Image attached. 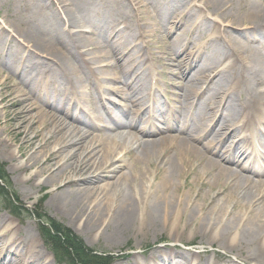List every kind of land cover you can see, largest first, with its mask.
Segmentation results:
<instances>
[{"label":"bare ground","instance_id":"obj_1","mask_svg":"<svg viewBox=\"0 0 264 264\" xmlns=\"http://www.w3.org/2000/svg\"><path fill=\"white\" fill-rule=\"evenodd\" d=\"M171 2V6H163L158 0H139L138 3L147 16L157 12L169 17L173 30L174 27L180 28L183 19L176 12L178 4L184 2L189 5L190 0ZM58 3V9L49 13L48 4L43 0H34L30 6L27 5V13L19 22L7 19L5 22L8 24L2 26L1 23L0 29L1 52L5 45L2 33L13 26L10 33L17 40L11 37L7 47L16 55L10 53L3 63L10 76L22 72L24 81V84L15 82L12 90H5L3 83L0 85L2 108L6 106L3 102L10 98L14 110L11 114L14 135L8 140L15 141L18 153L27 157L24 168L35 169L32 177L46 176L44 182L52 187L51 204L75 221L84 217L82 229H100L106 224L102 229L104 233L108 232V226L113 225L117 235L118 230L135 223L142 229L157 227L161 221L165 228L173 226L180 222V218L191 217L194 211L190 207L191 200L195 196L193 201H200L202 197V205L197 204L202 206L201 211L214 205L201 223L206 237L212 233L209 245L212 247L217 243L242 262L264 264V154L260 153L264 151L258 149V146L263 147L264 141L258 136L237 135L244 127L264 125V0H203L200 7L205 17L210 15L212 19L200 23L190 21L188 28L181 30L174 39L186 46L191 28L207 30L211 36L216 23L223 27L205 46L198 48L193 58L200 67L184 86L188 93L199 99L195 109L192 110L180 93H173L171 104L161 106L155 96H149L146 101H152L151 105L148 108L140 105L137 112L128 106L139 104L138 98L158 86L157 80L150 82L151 78L147 79L145 73L135 75L129 60H122L126 52L136 56L133 58L136 66L142 63L143 58L138 53L139 44L125 34L127 24L123 10L127 4L123 0H58ZM90 15L101 16L106 32L97 34L91 44L96 52L92 58H85L83 49L88 42L84 28L91 31ZM0 18L3 21L6 19L1 15ZM147 19L150 17L145 21ZM114 33L125 36L128 42L124 45L110 44V37L106 38L105 34L110 36ZM143 33L144 30H139L140 35ZM18 40L27 47L23 56L17 47ZM184 46L171 44L165 47L163 52L167 58L163 60L180 53ZM68 47L71 50L65 52ZM39 55L47 58L49 63L38 58ZM99 60L104 63L97 66ZM187 60H181L176 69L182 70L188 64ZM223 63H228L227 67L219 69ZM205 70L215 72L210 80ZM167 72L176 73L172 67ZM157 74L160 76V73ZM43 77L50 78L57 85L45 86L42 84ZM8 78L6 75L5 80ZM208 80L211 85L207 89L210 90L204 99L202 86ZM107 81L116 82L111 86L123 94L120 96L123 101H129V105L120 104L112 114L110 111L105 113V120L97 103L89 109L84 107V103H90L91 99L86 92L88 84L96 83L95 91L100 98ZM121 82L131 84L133 91L139 95H127ZM28 85L37 94L34 99L29 91L24 90ZM114 88L111 90L114 91ZM220 105L225 107V111L221 112L218 120L225 132L215 134L212 142L220 146L226 137L237 139L224 149L227 160H217L208 155V152L215 153L210 152L208 147L196 145L194 138H198L190 132L185 137L179 133L165 134L169 124H175L177 129L180 125L187 128L190 121L204 129L210 128ZM86 111L87 116L89 112V120ZM145 111L147 118L139 115ZM90 119L96 122L90 123ZM158 133L164 134L155 138ZM102 136L107 143L99 151L101 156L95 159L94 149L96 144L99 145L96 138ZM248 139H251V152L255 154L253 167L238 166L236 153L251 157V152L242 149ZM3 141L0 138V143ZM11 156L15 157L13 152ZM127 159H130V175L124 172ZM198 163L200 169L197 172ZM213 171L217 173L212 181L200 179ZM191 176L198 178L195 180L197 192L193 184L188 183ZM220 177H225V180L218 179ZM138 180L140 191L136 183ZM206 188L208 194L203 197L202 191ZM224 193H228L230 202L218 212L225 198L216 197ZM231 205L238 208L234 214L229 211ZM194 217L196 220L197 217ZM204 221L215 223L208 227ZM13 246L23 250L24 262L20 260V264H51L42 260L46 250H36L38 239L35 237L15 235L11 238L10 247ZM246 246L247 251L243 249ZM10 250L5 247L1 264H5ZM228 256L225 255L223 260L229 262ZM161 258L162 262L172 264L168 255L164 254ZM184 261L187 262L185 258ZM197 264L209 263L201 258Z\"/></svg>","mask_w":264,"mask_h":264},{"label":"rangeland","instance_id":"obj_2","mask_svg":"<svg viewBox=\"0 0 264 264\" xmlns=\"http://www.w3.org/2000/svg\"><path fill=\"white\" fill-rule=\"evenodd\" d=\"M33 1L34 0H0V15L2 17H6L4 21L2 18H0V29L1 23L3 24L2 26H6L5 23L8 24V22H5L7 21V19L19 22V19L23 18L27 13V9L29 8L27 7V5L30 6ZM43 1L48 4L49 13L50 11L55 10V8L57 10L59 7L58 0ZM123 1L127 4V6L124 5L125 10H123V12H125L123 14L124 21L126 22L125 24H127L125 34H128L130 38H134V42L139 44L138 53H140L143 58L141 60L142 63L136 66L137 62H134L133 60V58H136V56L132 52H126L122 60L123 62L127 59L129 60L128 64L132 66L134 72H136L135 75H142V73H145L147 79L151 78L149 80L150 82L154 83V80H157L156 84L158 86L156 89H152L151 92H148V94H144L142 97L138 98L140 101L139 104L133 105L132 107L128 106V108L135 112H137L140 105L146 106L148 108L149 103L146 101V98H148L149 96H155L156 102H158L161 106L171 104L173 93H180V96H182V98L184 97L185 102L188 103L192 110L195 109L196 103L197 101H199V99L197 100V97L195 95L188 93L185 90L186 88L184 86L189 78L200 67L199 62L195 61V59L193 58L197 55L196 52L198 51V48L205 46L206 43L212 37L217 35V33H219V30H222L223 27L221 28L220 24L216 23L213 27L214 32L211 36L208 35L207 30L201 29V31H199L193 27L189 32L187 44L186 46H184L183 43L174 41V39L181 30L188 28V24L190 23V21L200 23L203 20H209L210 18L212 19L210 15H206L205 17L202 7H200L203 4V0H190L189 5L184 4V2L178 4L179 6L178 8H176V12L180 13L183 19L181 22L182 24L179 25L180 28L174 27L173 30L170 26L172 24H170L171 20L169 19V17L161 16L157 12L156 14L151 12L147 16V14L144 13L143 6L138 3L139 0ZM158 2L162 3L163 6H171V4L173 5V2H171V0H158ZM143 4L145 5L146 2H144ZM198 5L199 7L197 8ZM148 17H150V19H147V21H145V18ZM89 21L92 23V26L90 28L91 31H87V27L84 28V32L86 33V41L88 42V45L83 49L85 58H92V56L95 54V47L91 44L94 42L93 40L96 38L97 34H104L106 32V30L104 29L105 24L101 16L90 15ZM12 28L13 26L10 30H12ZM10 30L5 29V32L2 33V41L5 42V45H3L0 52V69L2 70V74L0 76V85L3 83L2 86L5 87V90H12L13 87H15V82L24 84V81L21 77L22 72H19L16 76H10L9 71L6 68V64L3 63L5 57H8L10 53L13 56L16 55L15 51L11 52V48L7 47L8 40L14 36L10 33ZM139 30H144L145 33L140 35ZM234 30L239 31L238 28H234ZM105 36L106 38L110 37L108 39V42L110 41V44L116 43L124 45L128 42V38H126L125 36H120L118 35V33L111 34L110 36L105 34ZM14 39L17 40L15 36ZM18 43L17 47L20 49L19 52L21 53V56H23L25 53L24 51L27 49V47L22 42H19V40ZM171 44H177L181 47L184 46V48L183 50H181L182 48L179 50L181 51L180 53L172 57H168L167 60H163V58H167V55H165V52L163 51H165V47H169V45ZM70 50L71 48L68 47L65 49V52ZM103 50L105 51V49ZM18 57L20 56H17V58ZM35 57L37 58L38 56ZM38 58H43L45 63H49V60L47 58H44L43 56H40ZM185 59H188V64H186L182 70L178 71L176 68L178 67L179 63L183 62V60ZM6 62L9 61L7 60ZM101 62L102 61L99 60L96 65L99 66L104 63ZM227 65L228 63H223L220 65L219 69L225 68L227 67ZM38 67L41 70H44V68L40 66ZM171 67L176 73L170 74L169 72H167L169 69H171ZM151 71H153V75H151L152 73H149ZM157 73H160V76ZM210 73V71L209 73L208 71L205 72V74L210 75L209 80L213 77L215 72L211 74ZM6 75L9 76L7 80H5ZM45 76H49V74H45ZM209 80L202 86V91H204L202 95L204 99L207 98V94L210 90L209 88L207 89V86L209 87L211 85V82L209 83ZM115 83L116 82L114 81L105 82V88L104 91L100 93V98L98 97L99 94L95 91L94 86H97L96 83H92L90 85L88 84V86H86V92L87 95L91 96V99L90 103H84V107L89 109L95 107L97 103L99 112H101L103 118L106 120V117L104 116L105 113L110 111V114H112V111H116V107L120 106V104H123L124 106L125 104L126 106L129 105V101H127L126 99H124L123 101V98L120 96L123 94L119 93L116 90L117 88L111 86ZM148 83L149 82H147V84ZM42 84H44L45 86L47 85L48 87L57 85L47 77L42 78ZM121 84L123 85L122 88L125 90L124 92L128 93L127 95L131 97L139 95L138 92L133 91L131 84L127 82H121ZM20 87L21 89L23 88L22 86ZM111 88H114V91L111 90ZM262 89H264V87H262ZM5 90H3L2 92H4ZM24 90L29 91V93L32 94V99L37 96L36 93H33L30 85L24 87ZM210 102L212 103L213 100H211ZM3 103L6 106L3 109L2 104H0V138L4 140L0 143V172H2L6 178L8 187L6 189L8 191V195H0V264L1 260H4L5 247L7 249H11L10 253L7 254L5 264H20L18 263L20 262V260L22 261L21 263L24 262V260H22L23 250L16 249L15 246L10 247L11 238L15 237V235H19L21 238L35 237L36 239H38V246L36 247V250H46L47 252L42 259L43 261L50 262L51 264H66L55 260L57 259L56 254L52 253L44 244L40 234V226L38 223L37 214H45L48 218H50V220L55 221L63 228L69 230L73 235L80 238L87 248L95 250L101 256H104L108 259L110 258V262L108 264H166L162 262L161 258V256L164 254L170 257V263L172 264H197L198 262H200L201 258L207 260L209 264H255V262H242L241 260L237 259L234 254L228 253L227 249L219 247L217 243H214L212 247L209 245V238L212 233L209 234L208 237H206L205 233L202 231L201 223L202 220L205 219V217L208 215V213L212 211V207L214 205L211 204L201 211L202 206L198 207V205H202V197L201 200L199 198L200 201H193V199H195V196L191 200L190 207L191 209H194L191 217H189L188 219L180 218V222L178 221V223L174 224L173 226H169L168 228H165L163 225V221H161L158 223L157 227L154 226L148 229H142L140 225H137L135 223L134 225L132 224L126 229L118 230L116 232L118 233L117 235L115 234V227L113 225L111 227L108 226V232L104 233L102 232V229L103 227H106V224H101V230L97 228L91 230H87L85 228L82 229L81 224L84 220V217L79 221H75L74 218L51 204L50 198L52 187L51 184L44 182V178L46 176L39 175L40 177L38 176L37 178L32 177L34 176L35 169L24 168L27 157H25L22 153H18L17 144L15 141L11 142L8 140L14 135L11 126V124L13 123L11 114L14 112V110L10 105V98H8ZM3 111L5 112L4 115ZM224 111L225 107L223 105H220L217 112L215 109L216 117H214V122L212 123V126H210V128L204 129L197 124H194L195 122L190 121L187 125V128H183V125H180V128L177 129V126L176 128H174L175 124H169L167 128L168 132H165V134L175 135L176 133H179L180 136L185 137L190 132V134H194V136L196 135V138H198H194V142L196 143V145L204 147L206 149L208 147V150L210 152L215 153V155H213L208 152V155H211L216 159L220 158L227 160V153L224 152V149L226 148L227 144H233L237 139L226 137L224 138L220 146H216V143L212 142V137L215 134L220 135L225 132V130H223L219 125L220 120H218L219 116H221V112L224 113ZM139 115H144V117L147 118V111L142 112ZM213 116L214 114L212 115V117ZM86 118L89 120V112L87 116V111ZM5 121L6 127L4 124ZM95 122V119H90V123L94 124ZM163 134L158 133L155 138H158ZM237 135H239V137L248 135L258 136L264 141V125L257 124L256 126L250 125L248 127H244L238 132ZM221 136L225 137V135ZM96 139V143H99V145L96 144V148L94 149L95 159L101 156V152L99 153V151L103 150L107 143L104 136L97 137ZM249 141L250 139H248V142L243 144L242 148L251 150ZM92 142L94 143L95 140H93ZM8 143V146L5 145ZM49 147H52V145ZM259 149L264 151V145L263 147H259ZM12 152L15 155L14 158L11 156ZM260 153L264 154V152ZM235 162L238 166L253 167L252 158L241 156V154L239 153H236ZM71 163L72 162H70V164ZM199 166L200 164L198 163L197 172L200 169ZM125 167L126 168H124V172L130 175L132 173V171L129 169L130 159L126 160ZM215 173H217V171H213L206 177L202 176L200 179L205 182L210 180L212 181L216 176ZM218 179L225 180V177H220ZM195 180H198V178H196L195 176H191L188 179V183L193 184V187L197 192L198 187L196 186ZM136 183L138 185V191H140V181L138 180L136 181ZM207 189L208 188L202 191L203 197L207 196ZM187 190L184 191L187 192ZM227 194L228 193L220 194L216 197L225 198L223 199L224 203L222 202V206L217 210L218 212H221L225 207L228 206L227 203H229L230 200H228L229 196H227ZM230 210H232V214H234L238 211V208H233V206L231 205L229 206V211ZM217 214L218 213H216V215ZM194 215L197 217L196 220ZM214 223L215 221H211L209 224ZM204 224H207V222H205ZM209 224H207L208 227ZM243 249L247 251V246ZM225 255H229V262L223 260ZM183 257L187 260V262L184 261ZM164 259L165 258H163V260ZM172 260L177 262L173 263Z\"/></svg>","mask_w":264,"mask_h":264},{"label":"trees","instance_id":"obj_3","mask_svg":"<svg viewBox=\"0 0 264 264\" xmlns=\"http://www.w3.org/2000/svg\"><path fill=\"white\" fill-rule=\"evenodd\" d=\"M6 188H8L6 178L0 172L1 196L8 195ZM37 219L43 242L52 253L56 254L58 262L66 264H108L110 262V258L101 256L95 250L87 248L80 238L50 220L45 214H37Z\"/></svg>","mask_w":264,"mask_h":264}]
</instances>
